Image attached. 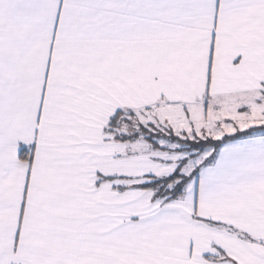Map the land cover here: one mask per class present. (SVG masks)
Instances as JSON below:
<instances>
[{"label":"snow or ice","instance_id":"obj_1","mask_svg":"<svg viewBox=\"0 0 264 264\" xmlns=\"http://www.w3.org/2000/svg\"><path fill=\"white\" fill-rule=\"evenodd\" d=\"M0 264H264V0H0Z\"/></svg>","mask_w":264,"mask_h":264}]
</instances>
